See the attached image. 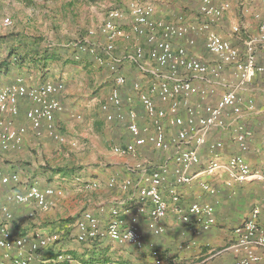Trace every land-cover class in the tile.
I'll list each match as a JSON object with an SVG mask.
<instances>
[{
  "label": "built area",
  "instance_id": "built-area-1",
  "mask_svg": "<svg viewBox=\"0 0 264 264\" xmlns=\"http://www.w3.org/2000/svg\"><path fill=\"white\" fill-rule=\"evenodd\" d=\"M228 6V2L216 6L210 0H205L202 12L208 18L215 19ZM129 12L128 27L124 26V9L114 7L108 11L97 28L89 29L85 36L71 41L70 46L74 49L75 59H81L84 54L90 55L98 64L105 65L114 76L115 84L103 100L101 110L108 123H122L130 134L128 141L114 146V152L136 155L141 147L150 145L162 152L164 159L146 168L143 182L136 185V209L128 219L123 217L120 207L114 206L110 210L106 226L103 227L93 211L84 210L76 221V237L80 242L91 243L109 238L121 244L127 243L146 249L154 257H159L160 250L155 243L144 238L140 225L143 216L152 222L154 235H161L166 230L163 219L170 209V202L180 220L194 232L211 230L217 224L218 201L195 200L184 210L181 205L182 186L198 181L204 192L216 195L217 187L211 178L217 175L227 173L228 184L231 181L264 179L263 173L254 169L243 154L249 149L251 135V131L244 124L238 123L233 130V139L240 152L226 159L218 152L224 142L209 139L213 129H226L230 126L226 120L229 111L237 116L242 113V99L238 93L234 89L226 90L215 103H209L205 99L213 90L193 82L195 77L220 75L226 65L233 66L241 83L264 72V65L258 63L255 54L256 42L264 44V20L260 24L259 38L256 42L249 43L245 53L212 30L210 21L202 23L199 28L206 33V48L219 59L216 65L209 66L190 54L185 46L175 47L171 40L173 37H186L193 29L191 25L154 18V6L151 3L132 2ZM11 23L12 19L6 17L0 27ZM132 34L143 37L148 47L139 44L124 54L118 53V41L129 39ZM189 42L194 41L189 39ZM125 60L138 64L144 72L148 71L157 77L148 86L140 80L132 83L149 123L144 122L137 109L125 108L121 88L126 84L127 77L120 72ZM145 60L153 64L154 68L143 63ZM63 88L62 80H47L41 85H29L22 76H17L9 84L0 79V119L6 114L19 115L20 101L28 99L31 105L25 116L32 128L39 133L43 121H46L49 134L57 141L64 142L65 137L58 131L55 122L56 114L64 110L58 97ZM194 95L199 97L196 104L191 102ZM252 103L250 100V107ZM169 128H175V131L169 133ZM26 133L25 125L6 129L0 127L3 148L17 147ZM203 146L209 149L211 155L206 161L202 160L200 153ZM19 180V174H6L0 167V185ZM116 184L117 179L111 178L109 186ZM132 184L136 183L126 179L122 182V188ZM87 185L96 188L99 183L92 181ZM165 189L170 193V202L164 195ZM55 192L53 187L42 189L31 185L24 192H15L11 198L19 204L36 201L40 207L46 208L49 205L48 196ZM12 219L10 205L0 197V249L3 251L0 264H31L40 252L56 246L61 239L58 231L38 234L32 238L14 234L9 227ZM233 235L232 242L225 249L235 252L238 264L264 263V224L261 222L259 206H254L244 220L234 226ZM258 249H262L263 254L257 253ZM72 259L73 255L66 250L58 251L55 256L56 261Z\"/></svg>",
  "mask_w": 264,
  "mask_h": 264
},
{
  "label": "crops",
  "instance_id": "crops-1",
  "mask_svg": "<svg viewBox=\"0 0 264 264\" xmlns=\"http://www.w3.org/2000/svg\"><path fill=\"white\" fill-rule=\"evenodd\" d=\"M210 2L216 6L228 2L229 6L220 17L212 19L202 12L205 0H161L159 4L154 5L153 17L177 24L191 25L193 29L189 31L186 37H173L171 39L174 46H185L190 54L209 66H214L219 59L206 48V33L200 30V25L205 21H210L212 30L245 53L249 43L251 41L256 42L259 38L260 24L264 20V1L210 0ZM8 14L13 15V13ZM27 14L34 15L32 12H27ZM25 32L32 33L33 31L26 28ZM189 39H193L194 42L190 43ZM139 44L148 47L143 37L132 34L129 39L118 41L117 52L124 54L125 51H129ZM50 45L53 46L54 44L51 43ZM70 48L73 52L74 49L71 46ZM255 54L258 63L264 65L263 43L256 42ZM43 59L46 60L47 56H43L41 52L34 55V63L28 60L16 62L19 59L13 55L6 63L7 65L5 64L4 68L0 70V79L9 84L17 76H22L29 85H41L47 80H54L56 76H53V71L57 70L56 68L45 75L37 70L41 67L39 63ZM143 63L154 68V65L147 60ZM100 66L103 67V71L107 69L105 65ZM68 69L66 67V73L69 75H66V79L62 80L65 81L64 88L58 94L64 110L56 114L55 122L59 120L69 121L70 117L74 115V113L65 112L69 101L72 100L67 81H70L74 76L73 73H69L70 70ZM120 72L127 77L126 84L121 88L126 110L130 107L137 109L144 122L149 123L145 119L144 109L138 101L132 83L135 80H140L145 86H148L150 81L157 77L148 71L144 72L138 64L129 60L123 62ZM48 74L51 75L48 76ZM193 79L195 84L213 90L205 102L215 103L222 93L229 89H234L238 93L242 99V113L237 116L229 111L226 114V120L230 126L226 129H213L209 139L224 142V146L218 152L221 157L226 159L228 156L240 152L236 141L233 139V130L238 123L244 124L251 131V135L249 137V149L243 154L251 166L264 175V72L257 73L251 80L241 83L234 73L233 66L226 65L218 76L208 74L205 77ZM198 100V95H194L191 102L196 104ZM250 100L253 101L251 107L249 105ZM30 105L31 102L28 99H22L19 115L6 114L0 119L2 121L0 127L3 129L21 125L27 126V133L22 143L17 147L4 149L0 140V167L6 174L17 173L20 177L18 182L12 181L0 185V197L10 205L13 212V219L9 221V227L14 234L27 235L30 238L54 231L61 234V239L57 245L40 252L31 264H57L55 256L60 250H66L73 255V259L71 261L66 260V264H84V259L90 256H110L112 253L121 256L120 259L124 260L135 257L137 253H131L124 249L115 250V244L125 247L130 244H119L109 238L92 243L80 242L76 237L78 233L76 221L81 214L80 211L90 210L98 216L101 226L105 227L110 218V210L114 206L120 207L123 217L128 219L135 211L138 203L136 185L143 182L146 168L154 166L153 163L157 162L151 163L149 161L150 158H154L149 152L152 151L153 147L145 145L139 149L136 155H121L114 150L106 151L103 149L99 157L101 159L86 163L80 169L73 168L71 167L72 156L64 147H59L56 139L54 140L49 134L46 121H43L39 133L32 128L25 116ZM90 111L89 108L88 112ZM111 124L105 123V125L100 126L105 127L103 132L106 140L111 136V130L116 133L119 131L125 137L123 142L130 139V134L124 124V126L122 123L120 125L119 123L114 124V126ZM169 130V133H173L175 128H169ZM200 153L203 161L211 156L206 146L200 149ZM136 156L139 160L132 158ZM163 157L162 153L160 162L163 161ZM111 178L117 179V184L112 187L109 186ZM126 179H131L136 184L122 188V182ZM211 180L217 187L216 195L204 192L198 181L181 187L183 199L181 205L184 210H187L190 203L195 200L218 201L216 203L217 224L211 230L197 233L189 225L183 223L173 210L170 193L167 189L164 190V195L170 202V209L163 219L166 226L164 234L161 236L154 235L151 227L152 222L146 216L140 219L144 238L154 239L158 244L162 238H167L168 247H164L167 250H165L163 264H238V257L235 252L231 249H225L232 242L234 226L242 222L254 206L260 207L261 222L264 224V179L231 181L228 184L229 176L227 173H223L212 177ZM92 181H97L99 186L96 188L89 187L87 184ZM31 185H37L42 189L53 187L56 190L55 193L48 196V207H40L36 201L19 204L12 200L11 196L15 192H24ZM220 243L224 244L220 252L212 253L213 249H208L209 246ZM144 250L146 251V249ZM262 252V249H258L257 253L263 254ZM2 257L3 251L0 249V259Z\"/></svg>",
  "mask_w": 264,
  "mask_h": 264
},
{
  "label": "rangeland",
  "instance_id": "rangeland-1",
  "mask_svg": "<svg viewBox=\"0 0 264 264\" xmlns=\"http://www.w3.org/2000/svg\"><path fill=\"white\" fill-rule=\"evenodd\" d=\"M135 1L151 3L154 6L161 0H0V23L6 17L12 19L9 26L0 27V70L13 55L19 59L16 62H33L34 55L41 52L47 59L39 63L41 67L37 70L40 73L45 75L56 68L57 70L53 71V76H56L54 80H63L69 75L66 73L68 67L69 73L74 75L67 81L72 100L65 111L74 115L69 121H56L57 129L66 141L59 142L54 139L59 147H64L72 156L73 168L80 169L86 163L101 159L99 157L103 149L113 151L115 144L124 143L125 137L119 131L116 133L111 130V136L106 140L103 132L105 127H100L105 123L110 124L103 118L101 104L115 84L114 76L108 69L103 71V67L90 55L84 54L81 59H75L74 51L72 52L68 44L85 36L89 29L97 28L106 18L108 11L114 7L124 9V26L128 27L129 5ZM27 12L34 15H28ZM26 28L33 32H25ZM51 43L54 45H50ZM149 152L155 158H150L149 161H157L153 165L158 164L162 152L155 149ZM137 156L132 158L139 160ZM147 241L155 243L160 250L159 257H154L148 250L133 245L125 247L115 244V250L124 249L137 255L124 260L112 253L113 256L105 255L102 259L110 260V264H163L167 250L164 247H168L167 238H162L159 244L154 239ZM223 246L224 244L220 243L209 246L208 249L217 253Z\"/></svg>",
  "mask_w": 264,
  "mask_h": 264
},
{
  "label": "trees",
  "instance_id": "trees-1",
  "mask_svg": "<svg viewBox=\"0 0 264 264\" xmlns=\"http://www.w3.org/2000/svg\"><path fill=\"white\" fill-rule=\"evenodd\" d=\"M145 240H148L145 238ZM55 256V255H54ZM57 264H66V260L57 261ZM84 264H110V260L102 259V256H90L87 259H84Z\"/></svg>",
  "mask_w": 264,
  "mask_h": 264
}]
</instances>
